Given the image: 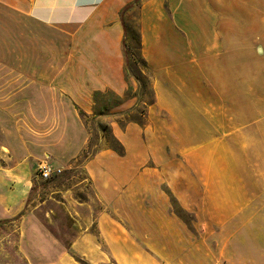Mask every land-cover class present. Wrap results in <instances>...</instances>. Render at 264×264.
<instances>
[{
	"label": "crops",
	"instance_id": "obj_1",
	"mask_svg": "<svg viewBox=\"0 0 264 264\" xmlns=\"http://www.w3.org/2000/svg\"><path fill=\"white\" fill-rule=\"evenodd\" d=\"M0 6L67 43L63 55L45 60L46 82L19 74L21 103L12 89L0 92V110L25 113L23 141L34 160L51 157L64 169L77 161L89 140L80 111L92 113L99 93H127L128 6V15L139 11L155 96L145 134L137 122L120 134L126 154L89 163L88 209L69 189L57 202L67 215L25 225L38 259L28 264H264V0ZM6 62L0 78H14ZM39 240L46 247H36Z\"/></svg>",
	"mask_w": 264,
	"mask_h": 264
},
{
	"label": "rangeland",
	"instance_id": "obj_2",
	"mask_svg": "<svg viewBox=\"0 0 264 264\" xmlns=\"http://www.w3.org/2000/svg\"><path fill=\"white\" fill-rule=\"evenodd\" d=\"M138 12L137 8L132 14L126 12L123 20L128 91L124 96L112 91L97 94L92 113L83 117L89 135L88 145L77 161L65 167L63 175L48 182L37 179V164L42 160H34L29 148L25 147L28 146V142L23 141L25 113L21 109L0 110V264H28L31 258L38 261L32 241L26 237L25 225H31L33 220H43L47 214L53 217L67 215V208L57 202L65 200L64 193L69 189L78 199V207L88 209L83 203H93L95 199L91 189L93 180L87 170L89 163L105 153L124 156L127 148L119 136L131 123H140L142 134H145L148 112L155 103V96L150 70L142 65L138 48L141 34ZM39 38L43 39L42 47ZM66 50V41L36 26L27 17L12 14L0 6V67L6 68L8 60L13 68L11 74H14V78H0V92L12 89L15 104L22 102L20 90L23 80L19 74L27 71L32 81L40 78L46 82L50 64L45 60L49 56L57 58ZM39 55L44 56L43 62H39ZM7 82L11 85L7 86ZM46 158L49 157L45 156L43 160ZM50 160L58 167L51 157ZM81 214L79 210L76 216ZM69 225L70 222L64 227ZM51 230L55 232L54 227ZM71 240L62 241L69 243ZM40 244L39 240L36 247ZM47 251L52 257L54 253L49 244Z\"/></svg>",
	"mask_w": 264,
	"mask_h": 264
},
{
	"label": "built area",
	"instance_id": "obj_3",
	"mask_svg": "<svg viewBox=\"0 0 264 264\" xmlns=\"http://www.w3.org/2000/svg\"><path fill=\"white\" fill-rule=\"evenodd\" d=\"M64 172L65 169L63 167L54 166L50 158H46L38 164L37 179L41 182H48L63 175Z\"/></svg>",
	"mask_w": 264,
	"mask_h": 264
},
{
	"label": "trees",
	"instance_id": "obj_4",
	"mask_svg": "<svg viewBox=\"0 0 264 264\" xmlns=\"http://www.w3.org/2000/svg\"><path fill=\"white\" fill-rule=\"evenodd\" d=\"M139 1V0H138ZM132 8V6H128L126 9H124L121 13V18H122V21L124 19V14L129 11L130 9ZM124 29H125V25H124ZM138 48L140 50V56H141V61H142V65L144 66V68H148V65H147V62L146 60L144 59L143 55H142V39H141V34H139V37H138ZM97 96V95H96ZM95 96V97H96ZM80 115L82 117H84L86 114L82 111H80Z\"/></svg>",
	"mask_w": 264,
	"mask_h": 264
}]
</instances>
